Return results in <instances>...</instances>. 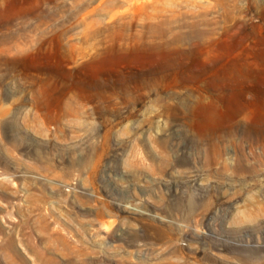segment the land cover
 Here are the masks:
<instances>
[{
    "label": "rangeland",
    "instance_id": "obj_1",
    "mask_svg": "<svg viewBox=\"0 0 264 264\" xmlns=\"http://www.w3.org/2000/svg\"><path fill=\"white\" fill-rule=\"evenodd\" d=\"M0 264H264V0H0Z\"/></svg>",
    "mask_w": 264,
    "mask_h": 264
}]
</instances>
